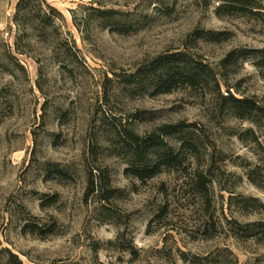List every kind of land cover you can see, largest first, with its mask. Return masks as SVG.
Masks as SVG:
<instances>
[{
	"label": "rangeland",
	"instance_id": "1",
	"mask_svg": "<svg viewBox=\"0 0 264 264\" xmlns=\"http://www.w3.org/2000/svg\"><path fill=\"white\" fill-rule=\"evenodd\" d=\"M20 1L0 0V264H264V0ZM175 53L198 79L134 77ZM127 132L164 144L137 163Z\"/></svg>",
	"mask_w": 264,
	"mask_h": 264
},
{
	"label": "trees",
	"instance_id": "2",
	"mask_svg": "<svg viewBox=\"0 0 264 264\" xmlns=\"http://www.w3.org/2000/svg\"><path fill=\"white\" fill-rule=\"evenodd\" d=\"M35 2H41V0H32ZM25 4V0H21L19 3V7L21 8L22 5ZM51 15L48 17L47 21L50 22V20L54 17V15H59L62 16V14L60 12H58L55 8L48 6ZM97 12L101 13L102 11H100V9H94ZM170 59L168 61L165 62V67L164 68H160V65L163 64V62L158 61L157 64L160 65H153L154 67H151V69H146V68H142L139 69L136 74L134 75V77L136 78H142L144 75H147L149 72L153 73V74H158L159 72L163 73L165 70V72H167V75H170L171 73L176 72V67L175 65H179V64H184V70H187L183 73V76H185L188 80H194V79H198L200 76L196 73H192L190 71H188V66L186 64V61L184 59V54L182 53H175L170 55L169 57ZM213 73V72H212ZM180 74V73H178ZM166 75V76H167ZM159 76V80L161 82L164 83H168L169 81L165 80L164 77L162 75H158ZM190 77V79H189ZM214 81L216 82V86L217 88L220 90V83L218 81V79L216 77H214ZM193 82V81H191ZM221 99L225 102H227L231 109L234 111L235 115L239 118L242 119H252L255 118L254 116H256L258 113H262V108L260 107V105L252 99L249 98H239L236 97L234 94H232L229 91V94L227 96L224 95H220ZM167 129L170 130H175V132H180L178 130H183L184 125H179V126H168L166 127ZM127 138L125 139L124 143H125V147L131 152V155L133 156L135 162L137 163H142L144 162L149 154L150 151L153 150L156 147H161L164 144V141L161 139V137H158L157 135L154 136H150L148 138H142L138 135H135L133 133H129L127 132ZM184 147H189L190 148H195L196 145H194V143L190 142V141H186L184 142ZM165 159L159 160L157 161L154 165H152L151 168V172L149 173V177H153L155 175H158L162 172V168L163 166H167L168 168L171 166V164H173V159H172V155H166L164 157ZM140 173H142L141 171H138ZM91 176L94 177L93 173L91 172ZM103 178H99V181H92V187L93 189H103V187H108L109 184L108 183H103ZM193 181L195 182V186L199 192V194H201L202 199H204V201L206 202V204L209 206L212 205V197L209 191V187L208 184L212 182L211 179H209L207 177V175L199 170H196L194 175H193ZM108 193L107 194H112V190L107 189ZM110 192V193H109ZM104 200L109 201L110 200V195H104L102 197ZM213 219V218H212ZM2 252L10 255L14 260L18 261L19 264H22L21 261L19 260L18 255H16L15 253H13L10 249H3Z\"/></svg>",
	"mask_w": 264,
	"mask_h": 264
}]
</instances>
